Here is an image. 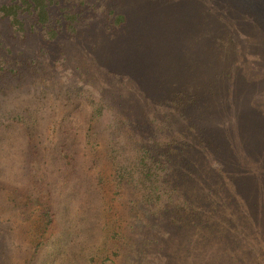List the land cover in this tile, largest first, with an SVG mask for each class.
I'll return each mask as SVG.
<instances>
[{
	"label": "rangeland",
	"instance_id": "374dc122",
	"mask_svg": "<svg viewBox=\"0 0 264 264\" xmlns=\"http://www.w3.org/2000/svg\"><path fill=\"white\" fill-rule=\"evenodd\" d=\"M222 4L82 0L75 4V30L62 18L55 36L28 16L24 31L0 17V264H157L159 249L149 243L159 235L154 212L129 174L120 180L116 173L134 161L141 145L173 150L169 164L179 174L187 173V160L195 171H211V178L228 174L212 146L211 169L200 164L189 151L195 137L179 120L201 87L217 85L211 80L223 65L214 59L225 48L230 21ZM112 11L126 22L113 24ZM236 48L229 52L234 72L219 77L228 81L229 96L215 118L230 127L242 122V133L249 124L262 132L264 64ZM249 75H255L256 89L242 87ZM247 133L239 139H248ZM253 163L264 169V162ZM209 180L191 187L193 202ZM256 204L264 206V196ZM223 205L225 219L213 226L229 227L230 239L211 236V259L195 264H264V210L256 215L245 201L243 220L232 221ZM240 227L242 240L232 239L230 228ZM188 241L170 248L175 259L190 260L181 264H194ZM225 247L226 254L217 255Z\"/></svg>",
	"mask_w": 264,
	"mask_h": 264
},
{
	"label": "trees",
	"instance_id": "16d2710c",
	"mask_svg": "<svg viewBox=\"0 0 264 264\" xmlns=\"http://www.w3.org/2000/svg\"><path fill=\"white\" fill-rule=\"evenodd\" d=\"M68 2H72L71 5H66ZM215 2L222 4L226 9L229 8L227 10L230 13L228 17L230 21L227 18L229 31L226 35L224 34V42L228 45L224 43L225 48L221 47V53L214 59L223 66L217 70L215 78L211 80L217 85L211 86L209 83L206 90L201 87L199 96L193 104H185L182 107L179 120L183 121L182 127L190 132L188 135L195 137L189 145V151L196 155L200 164L205 163L211 169L212 146L215 149V155L218 153L222 155L228 174L225 176L218 174V180L216 177L211 178V171L204 174L199 170L195 171V166L188 160L185 161L187 173L179 174L178 170L169 164L170 157L174 156L173 150L158 152L150 146L143 148L141 145L134 161L116 173L120 180L126 173L129 174L131 186L137 188L148 209L154 212L153 224L159 235L150 239L149 243L151 247L159 249V254L156 256L157 264H181L186 261L189 263L188 258L176 257L175 259L170 249L173 245L176 247L185 245L186 238H189L190 242L193 241L190 245L192 251L189 258L193 257L194 264L195 259L200 262L211 259V236H219L217 238L222 241L226 238L230 239L231 230L227 231L229 227L219 231L223 228L219 226L215 229L216 225L213 226L215 221L225 219L223 204L226 203L228 211L230 209L229 215L232 221L243 220L242 207L245 201L248 205L251 204L250 210L257 209L256 215L264 210V206L256 204V201L264 196V169H253L251 165L255 164L253 162H264V115L260 118L262 113L258 111L257 116L263 123L261 124L262 132L259 126L247 125L245 131L248 132V139L242 137L239 139L245 132L242 133L244 126L242 122L239 123V127L233 125L232 127L236 128L231 130L232 122L219 123L220 120L215 118L216 113L224 112V105L227 104L225 99L229 96L224 87L228 81L219 77L223 76L222 74L234 72L233 60L229 52L234 54L236 51L232 48L233 53L231 46H238L236 49L245 54L248 59L264 64V0H215ZM76 3L81 4L82 0H11L0 4V17L7 19L9 25L15 30L24 31L23 16H28L41 27L43 33L55 36L57 27L59 29V24L63 21L62 18L66 21V28L75 30L76 23L80 20L79 13L74 11ZM211 6L213 7L212 4ZM56 7L60 15L54 17L51 12ZM112 15L114 16L113 24L123 25L126 22L123 14L112 11ZM241 25L243 28H238ZM251 79L254 80L255 75H249L242 87L256 89L257 84H253ZM212 102L218 103L213 107ZM198 105L199 108H195ZM231 131L239 134L235 135L233 140L228 137ZM161 146V143H156V148L160 151ZM180 153L181 151L178 155L176 154V158ZM182 160L185 158L183 157ZM217 171L216 173H219L220 170ZM209 178L208 185L201 193H197L198 200L193 202L189 194L191 187H194L195 191L202 185V180L207 181ZM212 183L217 184L216 188L211 187ZM161 223L164 224L157 226ZM230 229L235 230L232 239L242 240L241 227ZM174 230H178L179 235ZM228 250L225 247L217 255L223 256ZM139 255L141 258L144 257L140 252Z\"/></svg>",
	"mask_w": 264,
	"mask_h": 264
}]
</instances>
